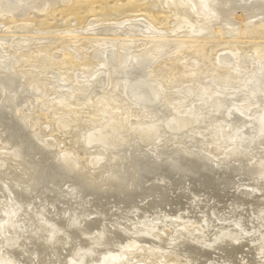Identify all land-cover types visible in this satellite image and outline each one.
Segmentation results:
<instances>
[{"label": "bare ground", "instance_id": "bare-ground-1", "mask_svg": "<svg viewBox=\"0 0 264 264\" xmlns=\"http://www.w3.org/2000/svg\"><path fill=\"white\" fill-rule=\"evenodd\" d=\"M113 1L0 0V28L21 34L59 32L70 21L76 28L91 14L112 21L142 13L170 23L165 42L183 38L171 46L154 39L134 54L123 41L97 43L79 51L81 75L70 69L71 52H47L19 65L0 55V231L13 238L0 244L14 250L16 264L21 258L26 264H264V50L261 43L252 47L254 55L222 49L212 60L214 48L194 40L215 24L219 33L264 38V0ZM56 13L61 19L46 24ZM38 68H45V83ZM47 80L69 87L54 90ZM113 144L117 152L125 148L123 156ZM201 152L203 159L181 162ZM49 189L55 193L40 199ZM78 196L91 197L89 207L101 213L91 209L84 223L71 224L85 229L84 238L102 228L107 241L116 239L97 250L98 259L81 230L50 246L69 226L63 216ZM13 207H23V226ZM35 212L50 218L41 224ZM21 229L34 236L21 243ZM240 235L244 241L233 244ZM73 237L84 246L73 243L70 252ZM42 244L58 258H31L47 249ZM8 260L0 254V264Z\"/></svg>", "mask_w": 264, "mask_h": 264}, {"label": "rangeland", "instance_id": "rangeland-1", "mask_svg": "<svg viewBox=\"0 0 264 264\" xmlns=\"http://www.w3.org/2000/svg\"><path fill=\"white\" fill-rule=\"evenodd\" d=\"M114 2L115 1H113V0H108L106 5L112 6L114 4ZM99 9H100V7L98 5H94L93 12H95V11L98 12V11H100ZM59 15L60 14L56 13L54 17H52V16L48 17L49 19L47 18L45 23L46 24H52V23L58 22L59 19H61V17ZM91 15L88 16L89 18L88 17L86 18L87 20H85V22L82 25L77 26L76 28H75V25H73L72 22L70 21L69 22L70 25L67 26L66 28L64 27V29H61L59 32H55V33L50 32V34L49 33L45 34L46 31H44V32L39 31L41 33H39V32L30 33L32 37H38L37 39L36 38H33V39L32 38L31 39L26 38V37H28V35H30V34H27L26 32H23V34H21L20 32H17V31L12 32L13 29H9L7 31V30H3L0 28V55L1 56H4V55L10 56V58L14 60V63L16 65H19V62L22 59H23L22 61H24L25 59L35 58L38 55H44L47 52L49 54L50 53L51 54H54V53L55 54L56 53L64 54V53L71 52V53H73V58L75 59V60H73L75 62V64L73 63L74 67L73 66L71 68L65 67L63 69V71L66 72L70 68L71 70L74 69V71L72 70L74 73L77 72L78 75H81L83 72L81 70L82 69L81 66L78 64L79 59H80L79 51L80 50L81 51L90 50L97 43L107 44V46L108 45L111 46L116 42L123 41L124 44H122V45L124 46L125 51L128 53H131V54H134L138 50V48L141 46L146 47L147 45H144V44L145 43L147 44V42L149 43L151 40H154V39L164 40L163 45H165V46H171V45L183 43V41H177V42L175 41V40L183 39L181 36H180L181 39H177L179 37L178 36V37L174 38L175 40H169V41L165 42V40H168V38L170 37L169 35H171L170 31H169L170 23L168 22L169 25H166V26L165 25H159V24L155 23L154 21L152 22V20L149 21V19L145 18V16L142 13H134L131 15L129 14V16H126V15L120 16L119 18H117V20L112 19V21L98 20L97 16H93L94 14L92 16ZM239 16H240V13H237V15L235 17V19L237 18V21L239 19ZM1 23L2 22L0 21V25H1ZM68 27H69V29H68ZM218 29H220V25H218V24L212 25L211 30L209 32V34H211V38H210V35L208 34L207 36L204 35L202 37H196L194 39L198 42H202L200 44V46L205 45V47H202L203 49H205L207 47H210L211 49L214 48L213 52L211 53L212 60H215L216 56H218V54H220L222 52L221 51L222 49H223V51L227 50V52H230V50H228V49L233 48V50H234L236 47H239V48L243 49V52L240 53L237 51L236 52L237 54L240 53L241 55H245V54L246 55L247 54L254 55V52L252 51L253 50L252 47L254 45H256V43H261V45L258 48H261L262 50H264V44H263L264 38H261V39L257 38L258 39L257 40L256 38H250L248 36L245 37V35L243 33H241L239 30H237L235 33L233 32V34L230 32L231 33L230 35H228L229 33L227 34L226 32H223V30H221L222 31L221 32L222 34H221L217 31ZM9 32H11V33H9ZM37 33H39V34H37ZM35 34H36V36H35ZM18 35H20V36H18ZM246 38H247V40H246ZM16 44H18L19 47L16 46ZM40 44H41V46H40ZM49 44H51V45H49ZM186 44L190 45L189 43H186ZM24 45L25 46L27 45V47H29V48H25ZM37 45H38V47H37ZM225 46H226V48H225ZM15 48H16V50H15ZM20 49H22V51H19ZM250 50H251V52H250ZM38 51H39V53H38ZM206 54H208V56H209L210 53L206 52ZM74 55H75V57H74ZM184 57H185V55H180L178 58L183 59ZM240 59L241 58H239V60ZM76 62H77V65H76ZM170 63L171 62L167 63V65L168 64L170 65ZM28 64H31V63H28ZM198 64H200V63H198ZM239 64H241V63H239ZM27 67L28 66H26V68ZM44 67H45V65H44ZM165 67L167 68V66H165ZM160 68H162V67H160ZM38 69H37L38 74L42 79V80L40 79V81L42 83H45V81H46L45 79L47 77V75H45L46 74L45 70H44L45 68H38ZM240 69H242V67ZM114 70H115V66L114 67L112 66V69L111 68L109 69L110 74ZM243 70L245 71V69H243ZM240 74H243V73L240 72ZM43 77H45V78H43ZM50 81L47 80V84H49L54 90H63V88L65 89V88L69 87L68 84H65V86H63L64 84L62 82H60V80H58V81L54 80L53 82L51 81V83H50ZM51 94H54V93L51 92ZM232 104L234 105V102ZM257 109H259V108H257ZM256 110H254V111H256ZM250 113H252V112H250ZM149 200H150V198H149ZM211 205H214V203ZM242 212H239V213H241L240 215L237 213L238 218L244 217V216H242L243 215ZM235 217H237V216H235ZM230 220L232 221L233 219L231 218ZM230 220H227V222ZM248 220H249V222H255V221H251V219H248ZM227 222H226V224H227ZM261 226H263V224ZM240 237L242 239V236H240ZM247 238H245V240ZM241 239L239 241H244V239L243 240H241Z\"/></svg>", "mask_w": 264, "mask_h": 264}, {"label": "water", "instance_id": "water-1", "mask_svg": "<svg viewBox=\"0 0 264 264\" xmlns=\"http://www.w3.org/2000/svg\"><path fill=\"white\" fill-rule=\"evenodd\" d=\"M112 148L115 150V151H113L114 153H117L119 156L118 157H120V156H123V154H124V151H125V148H122V150H120L121 152H117V146H116V144H113L112 145ZM119 150V149H118ZM201 155H203V152H201L199 155H197V154H193V155H185V156H183V160L181 161V162H185L186 161V159L188 160V159H195V160H200V159H203L202 157H201ZM209 158V157H208ZM61 168H63V167H61ZM176 168V167H175ZM177 169V168H176ZM205 169H208V170H211V171H213V172H215L216 173V171H215V169H209L207 166H205V167H203L202 168V170H205ZM246 169V168H245ZM62 170H64V169H62ZM228 188V187H227ZM226 188V189H227ZM231 188V187H230ZM52 189V188H51ZM51 189H49V190H47V191H45L42 195H41V197H39L40 199H42L43 198V200H44V198H46V196H48V195H50L51 193L52 194H54L53 192H52V190ZM54 190V189H53ZM227 190H229V189H227ZM226 193H229V191L228 192H226ZM257 194H260V192L258 191L257 192ZM17 196V195H16ZM16 196H15V194L14 193H12V195H11V199H9V201L7 202V206H9L10 208L12 207V200L15 202L16 201ZM79 198H77V200L76 201H72L71 200V202H72V204H77V206H76V208L75 209H73V210H71L72 211V213H69V215H66V216H63L64 218H65V221L67 222V223H69V226H67L66 228H64L63 229V231H60V233L59 232H56V236H59L57 239H52L50 242V246H57L58 244H59V242H61L62 241V236L64 235V234H67V236L68 237H70V234H72V232H74V230H76L75 232L77 233L78 232V230H81V232H80V236H82L83 235V238L82 239H85L86 240V244L87 245H89V248H91L92 249V254H94V256L93 255H90L91 256V258L93 259V257H97V259L99 258V256H97L98 254H99V252H100V250H103V249H105V248H107L106 246H108L107 244H115V243H112L113 241H116V239H112V240H110V241H107V239H109V235H110V233L109 234H105V232H106V230H103L102 228L100 229V230H97V232H95V234L92 236V235H88V236H85V238H84V231H85V229L84 228H78V229H76L77 228V225L76 224H71L72 222H75L74 220L75 219H77L76 221H78V223L80 224H82V223H84L85 221V219H83V218H85V215L87 214V212L88 211H90L91 209H93L95 212H97L98 214L99 213H101V212H99L98 210H95L94 208H93V206H91V207H89V204H91V197H84L83 198V196H78ZM151 197V196H150ZM217 201H219L220 199L219 198H217L216 199ZM84 201V202H83ZM80 204H84L85 206L84 207H78V206H80ZM40 206H44V209L45 208H51L50 206H46V204H44V202H43V204H41ZM12 209H14L15 210V213H14V217H15V219H17L16 220V222H17V224H19L20 226H23V223H24V221H25V219L23 220V218L25 217V215L23 214V207L21 208V210H19V208L18 207H13ZM238 211H241V209H238ZM103 213V212H102ZM238 213V212H237ZM3 215V214H2ZM35 215H37L38 216V218H39V221L41 220V224H43L47 219H49L50 217H48V214H47V212L43 215V213L41 214V215H39V212H35ZM56 218H57V216H55L54 217V219H52V221L50 222L51 224L50 225H52V227L51 228H55L56 226H55V224L57 223V221H56ZM55 223V224H54ZM58 224V223H57ZM49 224L46 226V232H44V233H42V234H40V236H42V238L43 239H46L45 238V236L47 237V236H49L50 235V230H48V226H50ZM238 230V229H237ZM8 231L9 230H5V228L3 227L2 228V231H0V242L2 241V240H5L6 241V239H8L7 241H9V240H12L13 238H5L6 236H5V233H8ZM19 231H21L23 234L20 236V237H18V239H19V241L22 243V240H24V241H26V237H27V239L28 238H32L34 235H33V233H31V232H26L27 230H25V229H21V230H19ZM111 231V230H110ZM240 236H243V235H240ZM240 236H238V237H236L235 239L236 240H234L232 243L233 244H237V242L241 239V237ZM147 238H149L148 236H146ZM246 237H248L249 238V236H246ZM82 239H77L76 237H73V238H71V244L70 243H67V245H66V247L67 248H70V252L71 251H74L75 250V247L74 246H72V245H74V244H78V246H84V245H82L81 244V240ZM77 241V242H76ZM80 241V242H79ZM74 243V244H73ZM178 243V242H177ZM30 244V243H29ZM40 245V244H39ZM38 245V246H39ZM43 245V244H42ZM43 246H46V250H42V251H37V253H35V254H33V253H31L32 255H30L31 256V258H33L34 260H40V261H42L43 259H45V260H49L50 258H52V257H54V255H52L51 253H52V251H54L53 249H50L47 245H43ZM0 254L4 257V258H6V259H9L8 261H7V263L6 264H10L11 263V260L14 262L15 261V264L17 263L16 262V257H14L13 255H12V252L14 251L12 248H9L8 246H6V242H2L1 244H0ZM66 248H62L61 249V252H58V254L57 255H59L60 256V254H62V252L65 250ZM99 252H98V251ZM40 255V256H39ZM43 258V259H42ZM54 258H58V257H54ZM53 258V259H54ZM68 258V257H67ZM87 260H89V258H87ZM18 261V264H26L25 262H23L22 261V258L21 259H18L17 260ZM62 264V263H61ZM85 264V263H84Z\"/></svg>", "mask_w": 264, "mask_h": 264}]
</instances>
